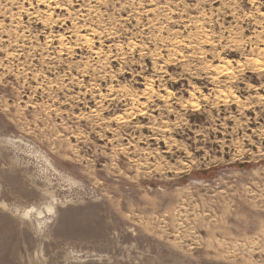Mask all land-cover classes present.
I'll list each match as a JSON object with an SVG mask.
<instances>
[{"label":"rangeland","instance_id":"rangeland-1","mask_svg":"<svg viewBox=\"0 0 264 264\" xmlns=\"http://www.w3.org/2000/svg\"><path fill=\"white\" fill-rule=\"evenodd\" d=\"M0 264H264V0H0Z\"/></svg>","mask_w":264,"mask_h":264},{"label":"bare ground","instance_id":"bare-ground-1","mask_svg":"<svg viewBox=\"0 0 264 264\" xmlns=\"http://www.w3.org/2000/svg\"><path fill=\"white\" fill-rule=\"evenodd\" d=\"M46 209H47V211L50 213L52 208H51V207H48V208H46ZM46 209H45V210H46ZM26 212H27V211H26ZM30 212H31V210H30ZM38 212H39V211H38ZM28 213H29V211H28ZM52 213H53V212H52ZM38 215H41V213H39Z\"/></svg>","mask_w":264,"mask_h":264}]
</instances>
